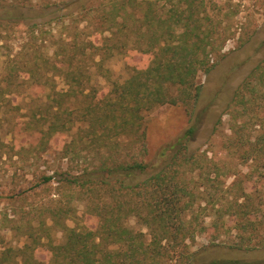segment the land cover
<instances>
[{"label":"trees","instance_id":"1","mask_svg":"<svg viewBox=\"0 0 264 264\" xmlns=\"http://www.w3.org/2000/svg\"><path fill=\"white\" fill-rule=\"evenodd\" d=\"M219 3L0 0V126L16 111L0 153L66 161L34 174L47 201L3 218L18 240L0 236V264H264V58L233 91L223 142L247 170L191 148L192 126L143 176L145 115L180 104L193 115L203 75L236 34L238 10ZM135 52L141 61L113 79L107 62Z\"/></svg>","mask_w":264,"mask_h":264},{"label":"rangeland","instance_id":"2","mask_svg":"<svg viewBox=\"0 0 264 264\" xmlns=\"http://www.w3.org/2000/svg\"><path fill=\"white\" fill-rule=\"evenodd\" d=\"M219 2L223 7L229 9L231 6L238 10L233 21L236 34L226 42L217 56L216 66L209 74L203 75L204 88L193 115L190 113V108L183 104L158 106L145 115L148 148L145 159L150 166L143 176L152 174L160 167L162 159L159 153L162 148L192 126L195 127V133L190 138L191 148L200 153L207 152L210 158L219 161L222 165L225 161L228 167H224V170L225 168L230 170L231 174L240 168L247 170L237 158L228 156L223 142L228 132V120L232 115L233 91L241 84L256 62L264 58V31L262 30L264 0H219ZM55 33L58 34L57 31ZM252 34L251 40L243 45L246 38ZM3 42L0 40V44H5ZM2 50L5 54L9 52L4 47L0 50V72L3 71ZM142 57L137 52L126 57L117 54L107 62L111 77L120 81L124 80L129 73L127 64H137ZM94 80H99L105 91L108 89L109 85L105 79L97 77ZM25 104L26 102L23 103ZM15 112L13 110L3 112L0 136L6 140L12 138L9 121L16 120ZM11 153L12 157L6 153L3 155L0 153V236L4 237L6 244L15 245L18 237L14 232L2 228L3 218L6 215L14 216V211L19 213L21 210L30 211L33 207L47 201L49 187L35 191L33 189L36 178L34 174L52 173L54 170L64 169L66 161L59 160L54 155L43 154L34 162L30 155L20 158L19 155H15L14 150ZM228 176L224 175L226 184L233 180ZM12 195H17L15 200L10 198ZM57 239H62L61 233H57ZM197 242L200 246L207 243L208 239L206 236H199ZM257 255L264 256V251L257 252Z\"/></svg>","mask_w":264,"mask_h":264}]
</instances>
